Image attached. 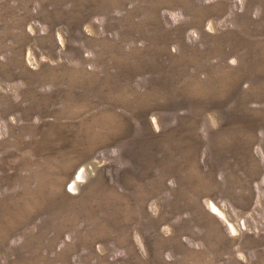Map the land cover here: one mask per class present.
<instances>
[{
	"label": "rangeland",
	"instance_id": "rangeland-1",
	"mask_svg": "<svg viewBox=\"0 0 264 264\" xmlns=\"http://www.w3.org/2000/svg\"><path fill=\"white\" fill-rule=\"evenodd\" d=\"M0 264H264V0H0Z\"/></svg>",
	"mask_w": 264,
	"mask_h": 264
},
{
	"label": "bare ground",
	"instance_id": "bare-ground-1",
	"mask_svg": "<svg viewBox=\"0 0 264 264\" xmlns=\"http://www.w3.org/2000/svg\"><path fill=\"white\" fill-rule=\"evenodd\" d=\"M81 176H82V174H81ZM81 176H80V177H81Z\"/></svg>",
	"mask_w": 264,
	"mask_h": 264
}]
</instances>
